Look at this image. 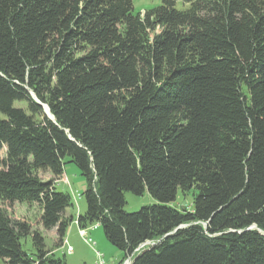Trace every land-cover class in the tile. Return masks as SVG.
<instances>
[{"label": "trees", "instance_id": "1", "mask_svg": "<svg viewBox=\"0 0 264 264\" xmlns=\"http://www.w3.org/2000/svg\"><path fill=\"white\" fill-rule=\"evenodd\" d=\"M3 148L6 264H67L17 202L60 244L100 224L131 264H264V0H0ZM68 162L84 214L57 187ZM126 191L157 203L128 212Z\"/></svg>", "mask_w": 264, "mask_h": 264}, {"label": "rangeland", "instance_id": "2", "mask_svg": "<svg viewBox=\"0 0 264 264\" xmlns=\"http://www.w3.org/2000/svg\"><path fill=\"white\" fill-rule=\"evenodd\" d=\"M134 8L136 12H142L144 14L146 10L155 7L161 3V0H133ZM19 106L25 107V103H16ZM6 157V148L0 150V167L1 160ZM40 175L44 179H51L53 175L50 172H40ZM58 188L69 192L72 195L74 208L70 209L75 214H84L87 210V199L83 194L87 188V180L81 175L79 167L73 163L68 162L65 165L64 173L57 180ZM194 191L183 193L179 191L177 199L170 203L171 206L176 208H182L184 206L192 207ZM126 204L124 209L128 212H134L139 210L145 205L157 203V200L152 197L147 191L143 195H136L132 191L125 192ZM16 217L25 218L29 220L34 229H39L45 233L46 242L49 248L54 250L56 247L59 252L57 256L63 257L65 255L67 264H98L100 257L97 251H100L102 259L106 264H131L134 254L126 256L125 252L115 245H113L106 237L103 227L95 223L89 225L86 228H80L78 221H73L66 232V243L64 240L65 248H60V241L55 240V235H58L57 229L44 231L42 224L40 223V207L37 203H15L11 209ZM72 214V213H71ZM86 230L85 236H83L80 230ZM23 248L28 252L32 251V242L30 238L22 240ZM149 245V244H147ZM144 245L136 250L139 251L146 247ZM72 247L73 250L68 252L67 248ZM59 247V248H58ZM135 252V253H136ZM101 259V260H102ZM0 264H6L3 259H0Z\"/></svg>", "mask_w": 264, "mask_h": 264}, {"label": "built area", "instance_id": "3", "mask_svg": "<svg viewBox=\"0 0 264 264\" xmlns=\"http://www.w3.org/2000/svg\"><path fill=\"white\" fill-rule=\"evenodd\" d=\"M80 232H81V234L83 235V236H85V234H86V230H84V229H82V230H80ZM67 250H68V252H70V251H72L73 250V248L70 246V247H68L67 248ZM97 254H98V256L100 257V260L98 261V264H106V262H105V260H103L102 259V254H101V252L100 251H97ZM102 259V260H101Z\"/></svg>", "mask_w": 264, "mask_h": 264}, {"label": "crops", "instance_id": "4", "mask_svg": "<svg viewBox=\"0 0 264 264\" xmlns=\"http://www.w3.org/2000/svg\"><path fill=\"white\" fill-rule=\"evenodd\" d=\"M67 213H68V214H71V213H73V211H72V210H68ZM75 222H76V221H75ZM54 238H55V240H58V239H59V236H58V235H55ZM65 241H66V238H65ZM63 243H64V242H63ZM63 243L60 245V248H61V249L65 248V245H64ZM48 247H49V246H48ZM58 248H59V247H58ZM53 251H54L56 254H57V252H59V250H58L56 247L54 248ZM108 264H109V263H108Z\"/></svg>", "mask_w": 264, "mask_h": 264}, {"label": "water", "instance_id": "5", "mask_svg": "<svg viewBox=\"0 0 264 264\" xmlns=\"http://www.w3.org/2000/svg\"><path fill=\"white\" fill-rule=\"evenodd\" d=\"M44 106H45V110H46V112L51 116V114H50V110H49V107H48L47 105H44ZM51 117H52V116H51ZM151 243H152L151 241H147V242L141 244L140 247L144 246L145 244H151ZM153 244H154V243H153Z\"/></svg>", "mask_w": 264, "mask_h": 264}, {"label": "bare ground", "instance_id": "6", "mask_svg": "<svg viewBox=\"0 0 264 264\" xmlns=\"http://www.w3.org/2000/svg\"><path fill=\"white\" fill-rule=\"evenodd\" d=\"M65 243H66V241H65ZM145 245H147V244H145ZM140 248V247H139Z\"/></svg>", "mask_w": 264, "mask_h": 264}]
</instances>
